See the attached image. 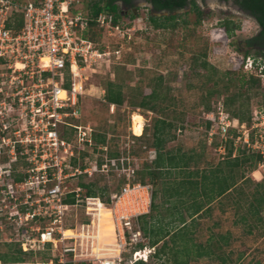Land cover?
<instances>
[{"label": "built area", "instance_id": "1", "mask_svg": "<svg viewBox=\"0 0 264 264\" xmlns=\"http://www.w3.org/2000/svg\"><path fill=\"white\" fill-rule=\"evenodd\" d=\"M81 2L0 0V164L6 167L0 173V204L12 209L3 214L0 207V216L24 231L16 240L23 253L48 255L30 264H120L125 252L130 264H137L155 253L139 226L151 210L153 185L134 179L129 158L119 152L111 156L107 139L97 143L94 127L81 121L86 70L120 63L135 30L121 20L123 13L118 18L105 10L92 14ZM90 24L116 37L114 46L101 48L88 37ZM237 62L264 85L263 55L232 57L229 69ZM207 116L206 132L221 137L222 151L231 140L235 151L260 154L258 166H264V106L252 109L248 122L232 117L222 101ZM149 152L154 158L155 150ZM18 159L22 174L14 178L10 163ZM112 170L123 181L105 200L88 195L81 180L68 187L83 175Z\"/></svg>", "mask_w": 264, "mask_h": 264}, {"label": "rangeland", "instance_id": "2", "mask_svg": "<svg viewBox=\"0 0 264 264\" xmlns=\"http://www.w3.org/2000/svg\"><path fill=\"white\" fill-rule=\"evenodd\" d=\"M81 1L80 8L88 10L94 0ZM196 1L202 11L198 25H195V14L189 11V8L172 12L177 16L176 27L159 29L154 28L149 22V8L144 1L139 0L134 3V18L129 16L131 15L129 9H123L124 12L128 11V14L123 13L121 20L131 22L135 33L128 42L124 43L120 63H112L107 67L104 62H101L93 65L94 71L86 70L88 95L83 98L81 121L91 123L97 134H106L111 153L119 152V155L129 158L130 164L135 169L134 179H141L153 185L152 200L156 208L150 210L145 220L156 226H164L171 218L169 210L165 208L168 203H165L167 196L163 189L166 186L164 182H169L171 177L151 179L142 171L152 166L153 158L149 150H152L150 146L154 141L155 119L165 118L172 122V127L167 130V140L163 144L162 151H180L189 155L191 157L189 171L207 170L221 164L228 151L227 148L225 151L221 150L220 145L224 141L220 136L210 137L207 134V114L209 112L215 114L218 102L232 97L237 91V85L232 83L225 88L226 78L215 84L214 81L218 78L199 69L194 64L193 58L199 56L204 50V41L208 42L209 38L211 44L210 50L208 49V62L220 73L230 70L229 61L231 62L232 57L243 55L244 40L258 31L255 20L239 10L231 1ZM162 15L161 13L159 20L169 24L170 21L165 20ZM225 19H230L239 25L231 35H227L222 28V22ZM183 20L187 23L184 24ZM94 37L97 42H100L98 46L101 48L104 44L113 47L116 40V37L108 36L102 30H96ZM222 41L224 43L222 46L215 43ZM216 47L221 48L216 49ZM249 53L256 55L253 50ZM108 81L122 86L124 99L127 102L129 100L138 102L141 98L140 92L149 94L151 89L156 88L158 96L153 100L156 105L155 111L140 107L133 108L127 102L113 109L108 102L102 100V90H106ZM263 93L264 85L262 84L249 90L248 105H246L249 110L263 105ZM241 102H243L242 99H237L234 103L227 104L229 113L237 108H242L241 111L244 112L246 106L240 107ZM208 106L210 110L207 109ZM134 113H140L143 117V130L140 134H136L140 131L133 124ZM225 145L230 149L229 143ZM243 153L250 155L237 150L232 151V156H242ZM98 158H100L99 154L93 156V159ZM249 162L235 168L238 180L240 174L247 179L239 182L240 184L238 183L229 194L213 201L209 207L203 205V209L194 216V221H190L185 205L178 208L185 215L188 230L192 231L193 241L206 246L207 242H210L215 253L212 256L197 258L190 256L188 264H264V221L255 220L251 207L252 203H255L253 196L255 184L262 182L264 187V166L259 168L260 161H258L254 167H251ZM10 164L14 169L12 174L14 178L22 174L20 171L21 168L23 169L22 160L18 159ZM4 168L6 167L0 164V173H3ZM80 180L92 184L96 192L105 200L110 192L119 188L123 176L113 170L108 173L94 172L92 176L83 175L73 179L68 187L74 188L75 182ZM171 200L176 199L174 197ZM199 200H203V197ZM3 205L0 204L3 214L12 211L11 206ZM206 207L208 208L204 210ZM242 216L246 217L244 221L240 219ZM261 216L264 217V207L261 210ZM82 218V214L78 212V219ZM157 219L162 220L159 222ZM177 224L176 221L171 223V226L174 227ZM108 231L111 233V230ZM23 232L15 229L12 220L0 216V253L7 252L8 246L12 247L11 249L19 247L16 240L22 238ZM217 234L227 235L228 243L216 242L213 236ZM108 238L110 240L112 236ZM161 244L162 242L157 246ZM167 244L171 245L170 242ZM47 256L43 251H38L36 254L23 253L22 262L14 264H30L35 259L39 260ZM169 258L168 252H162L159 255L152 253L149 254L147 261H142L141 264H172ZM130 259L131 254L125 252L120 264H130ZM0 264L10 263L0 261Z\"/></svg>", "mask_w": 264, "mask_h": 264}, {"label": "trees", "instance_id": "3", "mask_svg": "<svg viewBox=\"0 0 264 264\" xmlns=\"http://www.w3.org/2000/svg\"><path fill=\"white\" fill-rule=\"evenodd\" d=\"M151 5L149 8V22L156 29L166 28V27H176L177 23L175 22L177 16L173 15L172 12L180 11L185 9L189 5V11H193L195 14V25L200 24L202 11L197 4L196 0H147ZM227 1V0H219ZM248 16H251L255 19L259 31L244 40L245 49L243 51L244 55L249 54L250 50H253L256 54L264 56V0H233ZM123 9H129L131 18H134V0H94L89 6V12L96 14L100 10H105L112 12L115 15V18L120 17L121 13H124ZM163 11L169 12L168 14L162 13ZM163 14L162 17L170 21V23H164L159 20L161 17L160 14ZM128 14V13H127ZM183 23L186 24V20H183ZM238 24L233 22L230 19H225L222 22V28L227 35H231ZM18 27V26H17ZM96 30H100L95 27L94 24H90V32L87 34L88 37L94 39V33ZM94 37V38H93ZM208 42L205 40V48L199 54L193 58V62L199 69L209 72L210 76H216L218 79L214 83H218L219 80H225L224 87L228 88L232 83H236L237 91L233 94L232 97L226 98L223 100V104L226 108V105L229 103H234L237 99H242L243 102L240 103V107L248 105L249 96L247 93L250 89L261 85L260 80L253 74H248L243 71L242 64L237 62L235 67L231 70H225L224 72H219L214 66H212L208 60V49L210 50L211 40L208 38ZM219 43L220 46L224 45L222 42ZM221 47H216L219 49ZM239 51L240 49L237 48ZM141 98L138 102L129 100L128 102L124 99V94L122 91V86L113 81H108L106 90H105V100L110 104H115L121 106L123 103L127 102L131 107H140L145 110L155 111L156 105L153 103L158 96V91L156 88L151 89L149 94L140 92ZM264 98V93L262 94ZM260 106V105H258ZM264 106V103L263 105ZM210 110V107H207ZM227 109V108H226ZM242 108L233 109L230 111V114L237 118L239 121L248 122L250 121L252 110L246 106V109L241 111ZM228 111V110H227ZM229 112V111H228ZM172 122L165 118L155 119L153 125V137L154 141L151 149L155 150V157L151 160L152 166L142 170L145 174L150 176L151 179H158L161 177H171L169 182H164L165 187L163 188L166 192L167 199L165 203H168V206L165 208L169 210L171 218L165 225L156 226L154 223L145 220L146 215H142L139 218L140 230L145 238L148 240V244L151 246H157L160 242L162 244L155 248V255H159L162 252H168L170 255V260L172 264H188L189 257L197 258L201 256H212L214 251L212 250V244L207 242L206 245L201 243H196L193 241L192 231L188 230V225L186 222L185 215L178 209L180 206L185 207V211L190 218V221H194V216L198 214L203 209V205L209 207V205L220 199L221 197L229 194L233 189H235L239 182H244L247 178H244L240 174V179L238 180V173L235 172L236 167H241L244 164L248 163L251 167L256 165V162L261 161L262 158L258 153L246 152L245 149L237 148V150L249 153L250 155L242 156L233 155L232 151H235L234 146L231 140H228L225 144L229 143L227 147V155H225L224 161L221 164H218L215 167H210L207 170H191L189 171V155L180 152V151H162L164 142L167 140V130L172 127ZM210 126V122H206V127ZM139 133L136 134H140ZM94 138L97 143H104L106 140V134L95 133ZM111 156H117V152L111 153ZM141 171V172H142ZM141 182L144 180L139 179ZM150 183V182H149ZM240 184V183H239ZM81 185L86 189L88 195H97L96 189L92 187V184L81 183ZM242 191V189H241ZM254 201L252 203V214L255 216L256 221H264V217L261 216V210L264 207V187L262 182H257L255 184L254 192ZM175 197V201L171 200ZM200 197H203V200H199ZM154 198V191L152 199ZM72 201L71 198L67 199ZM187 205H186V203ZM208 207L204 208L207 209ZM156 206L151 204V209H155ZM242 221L246 219L245 216L240 218ZM162 219H157L161 221ZM178 222L174 227L171 226V223ZM170 226V227H169ZM190 228V224H189ZM212 238V237H211ZM213 239L216 242H221L223 244L228 243L227 235L217 234L213 236ZM167 242H170L171 245L168 246ZM190 246H189V245ZM211 244V247H210ZM10 245V244H8ZM220 245V244H219ZM140 246H143L141 243ZM221 248V246H218ZM8 246V251L0 253V261L3 263H18L22 262L21 255L23 252L19 247ZM167 248V251H166ZM211 248V249H210ZM217 255V254H216ZM219 256V255H218ZM217 257V256H216ZM223 258V257H221ZM142 261L137 262L141 264ZM164 264V263H163ZM241 264V263H239Z\"/></svg>", "mask_w": 264, "mask_h": 264}, {"label": "bare ground", "instance_id": "4", "mask_svg": "<svg viewBox=\"0 0 264 264\" xmlns=\"http://www.w3.org/2000/svg\"><path fill=\"white\" fill-rule=\"evenodd\" d=\"M133 124L136 126L138 131L143 130V117L140 113L133 114Z\"/></svg>", "mask_w": 264, "mask_h": 264}, {"label": "flooded vegetation", "instance_id": "5", "mask_svg": "<svg viewBox=\"0 0 264 264\" xmlns=\"http://www.w3.org/2000/svg\"><path fill=\"white\" fill-rule=\"evenodd\" d=\"M137 1H139V0H134V3H136ZM142 1H144L145 3H146V5H147V7L148 8H151V5L148 3V1L147 0H142ZM202 1H206V0H202ZM227 1H231L234 5H236V7L239 9V10H241L242 12H244L237 4H235L234 2H233V0H227ZM186 8H189V5L186 7ZM124 13H128V11H125ZM245 13V12H244ZM255 20V19H254ZM256 22V21H255ZM258 31H259V27H258ZM257 31V32H258ZM256 32V33H257Z\"/></svg>", "mask_w": 264, "mask_h": 264}, {"label": "water", "instance_id": "6", "mask_svg": "<svg viewBox=\"0 0 264 264\" xmlns=\"http://www.w3.org/2000/svg\"><path fill=\"white\" fill-rule=\"evenodd\" d=\"M162 13H164V14H168L169 12H167V11H163Z\"/></svg>", "mask_w": 264, "mask_h": 264}, {"label": "crops", "instance_id": "7", "mask_svg": "<svg viewBox=\"0 0 264 264\" xmlns=\"http://www.w3.org/2000/svg\"><path fill=\"white\" fill-rule=\"evenodd\" d=\"M158 246H156L155 248H157Z\"/></svg>", "mask_w": 264, "mask_h": 264}]
</instances>
